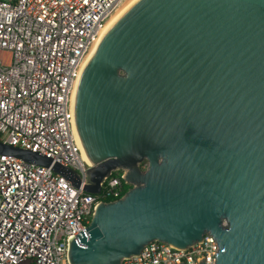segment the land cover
<instances>
[{
  "label": "water",
  "instance_id": "95a60500",
  "mask_svg": "<svg viewBox=\"0 0 264 264\" xmlns=\"http://www.w3.org/2000/svg\"><path fill=\"white\" fill-rule=\"evenodd\" d=\"M71 120L85 183L0 142L89 193L124 171L130 187L70 237V264H121L152 240L184 248L206 232L214 264H264V0H136L83 66Z\"/></svg>",
  "mask_w": 264,
  "mask_h": 264
},
{
  "label": "built area",
  "instance_id": "2783aa9c",
  "mask_svg": "<svg viewBox=\"0 0 264 264\" xmlns=\"http://www.w3.org/2000/svg\"><path fill=\"white\" fill-rule=\"evenodd\" d=\"M135 1L0 0L1 143L42 153L86 182L91 165L71 120L77 79L110 16ZM123 173L112 171L94 194L0 154V264H70V237L88 226L97 203L125 193ZM208 233L184 248L152 240L121 264H214L218 244Z\"/></svg>",
  "mask_w": 264,
  "mask_h": 264
},
{
  "label": "bare ground",
  "instance_id": "6f19581e",
  "mask_svg": "<svg viewBox=\"0 0 264 264\" xmlns=\"http://www.w3.org/2000/svg\"><path fill=\"white\" fill-rule=\"evenodd\" d=\"M131 4H125L123 6H121L116 12H114L110 18L108 19L105 27H104V30L102 32V35L103 33L109 28V26L130 6ZM95 48V47H94ZM94 48L91 50L89 56L91 55V53L93 52ZM89 56L87 57V60L89 58ZM84 158V157H83Z\"/></svg>",
  "mask_w": 264,
  "mask_h": 264
},
{
  "label": "trees",
  "instance_id": "16d2710c",
  "mask_svg": "<svg viewBox=\"0 0 264 264\" xmlns=\"http://www.w3.org/2000/svg\"><path fill=\"white\" fill-rule=\"evenodd\" d=\"M128 189V186H126V189L124 191H126Z\"/></svg>",
  "mask_w": 264,
  "mask_h": 264
},
{
  "label": "rangeland",
  "instance_id": "374dc122",
  "mask_svg": "<svg viewBox=\"0 0 264 264\" xmlns=\"http://www.w3.org/2000/svg\"><path fill=\"white\" fill-rule=\"evenodd\" d=\"M130 187V185H128V188Z\"/></svg>",
  "mask_w": 264,
  "mask_h": 264
}]
</instances>
